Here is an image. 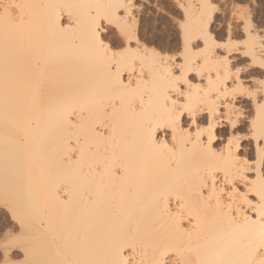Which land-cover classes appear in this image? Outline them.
<instances>
[{
	"label": "bare ground",
	"instance_id": "obj_1",
	"mask_svg": "<svg viewBox=\"0 0 264 264\" xmlns=\"http://www.w3.org/2000/svg\"><path fill=\"white\" fill-rule=\"evenodd\" d=\"M133 1L0 0V145L10 170L28 173L6 184L23 189L39 262L259 261L264 98L245 79L264 74V35L245 27L235 61L233 28L217 39L208 0L173 4L184 22L171 38L166 24L140 23ZM177 45L179 61L166 52ZM246 60L263 69L237 66ZM241 92L253 106L251 180Z\"/></svg>",
	"mask_w": 264,
	"mask_h": 264
},
{
	"label": "rangeland",
	"instance_id": "obj_2",
	"mask_svg": "<svg viewBox=\"0 0 264 264\" xmlns=\"http://www.w3.org/2000/svg\"><path fill=\"white\" fill-rule=\"evenodd\" d=\"M177 0H134L135 9L134 12L137 15L140 23H144L145 26H152L156 25L157 31L162 30L164 25L166 24L171 28L166 31V36L171 38L173 36L178 37L177 27L179 28L180 25L184 22L183 15L179 12V9L174 8L175 3ZM187 1V0H186ZM193 2L195 5H199L203 2V0H189ZM210 3L209 10H211V18L210 23L212 25L211 29L217 39L222 42L225 41V30L227 26H231L234 31V35L232 37V41L235 47L238 48V51L233 56L235 57V61H237L242 55V51H245L251 42L248 41L246 37L245 27L249 26V29L253 31L250 25L254 24L255 28L260 35H264V0H208ZM174 4V6H173ZM177 10V11H176ZM164 16V18H163ZM164 20H163V19ZM181 21V22H180ZM165 22V23H164ZM180 22V23H179ZM142 23V24H143ZM222 35H219V34ZM145 38L150 35V31L144 34ZM180 46H176L175 49L167 50V53H175L176 60L179 61V54ZM164 51V50H161ZM220 52L222 50H219ZM222 53V52H221ZM249 61L246 60L243 63H237L238 67H243L242 65H248L249 69H256V67L252 64H248ZM263 69L260 67V70ZM263 73L259 75H251L246 77L245 84L247 89L253 92V90L258 91L257 99L262 100L264 98V93L262 90L264 89V78ZM192 81H195L191 78ZM202 82V81H201ZM250 91V92H251ZM244 92V91H243ZM238 94V102L239 107L237 109L241 110V113L237 112V116L242 123L245 125L243 130L238 131V136L242 138H246L245 140L240 139V146L242 147L238 153L240 155L245 156L248 159V165L250 169L245 171L246 177L249 180L255 178V153L254 148L251 144V139L248 137L251 133V127L249 126L248 119L251 118L253 113V106L250 103V94ZM222 111V109H220ZM222 114V113H221ZM241 123V124H242ZM9 130L6 131V133ZM12 132V131H11ZM13 133V132H12ZM220 141H218L219 145L225 143V141L229 138L228 133H222L220 136ZM264 147V145H263ZM10 153L9 147L6 144L0 145V177H6L5 179H0V222L7 223L9 227L15 226L16 230L20 233L17 238V242L22 245V247L28 249V259L30 261L39 262V233L28 232L26 222L29 218L26 208H25V201L22 199L25 198L23 189L20 190V185L17 187H8V181L16 179L17 174L23 173L27 175V171L21 172L20 169L25 167V165L20 164L15 161L16 166L13 170H10L12 165L11 159L8 157ZM261 170L264 174V157L261 161ZM216 173L220 174L221 170L216 165L215 167ZM16 176V177H15ZM14 177V178H13ZM8 178V179H7ZM7 179V180H6ZM6 180V181H4ZM4 181V182H3ZM248 181V180H247ZM237 188L242 190L244 185L237 182ZM6 189V190H5ZM23 197H22V195ZM252 198V197H250ZM15 216V219H13ZM22 225V227H21ZM12 260L23 259V254L18 249H13V251L9 254Z\"/></svg>",
	"mask_w": 264,
	"mask_h": 264
},
{
	"label": "snow or ice",
	"instance_id": "obj_3",
	"mask_svg": "<svg viewBox=\"0 0 264 264\" xmlns=\"http://www.w3.org/2000/svg\"><path fill=\"white\" fill-rule=\"evenodd\" d=\"M107 23L112 24L113 21L108 19ZM95 39L98 41L101 48L105 47L102 39L98 36L95 37ZM217 47H222V45H217ZM262 200H264V194H262ZM261 209L260 219L264 221V203L261 204ZM13 219H15V216H13ZM19 235L20 233L16 230L15 226L9 227L7 223L0 222V264H46V262H36L28 259V249L22 247V245L17 242ZM260 235L262 245H264V224L261 225ZM262 245H257L256 249H253V256L259 255L264 257V251H260ZM13 249H18L23 254L24 258L12 260L9 254L13 251ZM162 264H167V261H163ZM244 264H264V258L259 261L249 259L245 261Z\"/></svg>",
	"mask_w": 264,
	"mask_h": 264
}]
</instances>
